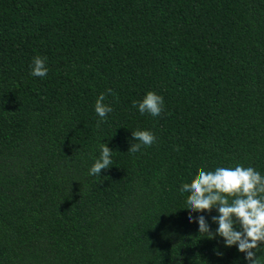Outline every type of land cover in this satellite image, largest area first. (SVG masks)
Instances as JSON below:
<instances>
[{"label": "trees", "instance_id": "1", "mask_svg": "<svg viewBox=\"0 0 264 264\" xmlns=\"http://www.w3.org/2000/svg\"><path fill=\"white\" fill-rule=\"evenodd\" d=\"M237 164L264 176V0H0V264H247L180 191Z\"/></svg>", "mask_w": 264, "mask_h": 264}, {"label": "clouds", "instance_id": "2", "mask_svg": "<svg viewBox=\"0 0 264 264\" xmlns=\"http://www.w3.org/2000/svg\"><path fill=\"white\" fill-rule=\"evenodd\" d=\"M46 57H34L30 75L44 78L48 74ZM107 92L111 94L112 90ZM105 93L99 94L95 102V112L100 118L97 126L104 121L113 109L104 103ZM163 97L149 91L139 102L134 101L133 107L141 115L148 113L153 117L163 111ZM136 143L130 144L128 151L135 154L142 147L155 143V136L147 130L132 131ZM100 157L89 169V175H100L102 169L112 165V150L102 143ZM180 191L188 193L186 207L190 213L189 222L198 224V233H206L207 238L216 236L223 238L225 247L236 246L244 253L247 264H261L257 252L264 248V176L253 167H243L237 164L234 168L217 167L214 171L197 169V174L190 182L184 183ZM231 198V199H230ZM216 210L218 215L211 216V221L218 227L210 230L209 222L204 215L193 217L191 213L211 212ZM238 226V230H237ZM216 255H223L214 248Z\"/></svg>", "mask_w": 264, "mask_h": 264}]
</instances>
